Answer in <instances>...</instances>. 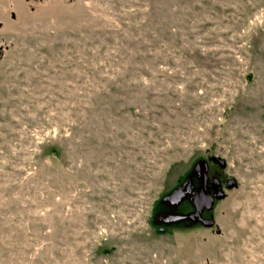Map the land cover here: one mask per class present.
Returning a JSON list of instances; mask_svg holds the SVG:
<instances>
[{
	"label": "rangeland",
	"instance_id": "obj_1",
	"mask_svg": "<svg viewBox=\"0 0 264 264\" xmlns=\"http://www.w3.org/2000/svg\"><path fill=\"white\" fill-rule=\"evenodd\" d=\"M0 264H264V0H0Z\"/></svg>",
	"mask_w": 264,
	"mask_h": 264
},
{
	"label": "flooded vegetation",
	"instance_id": "obj_2",
	"mask_svg": "<svg viewBox=\"0 0 264 264\" xmlns=\"http://www.w3.org/2000/svg\"><path fill=\"white\" fill-rule=\"evenodd\" d=\"M215 161L214 159H212ZM208 168H207V180L205 183V186L201 184V179L197 174L193 172L191 176V188L187 193L184 194V196L179 199L175 200L174 198H170L169 194L173 190H171L168 194L163 195L159 202L161 205L158 206L156 210V217L155 222L160 225L158 228L161 232L164 231V228H170L172 225L180 224V223H188L190 225H200L201 223H205L206 221H210L206 219L205 214L210 211L206 208L201 209L199 212L196 211L195 203L194 201L196 196L199 194L201 190L204 191L205 195L214 196L216 193H218L221 189H224L227 184L224 186L220 181H218L216 178H210L208 175ZM189 177V176H188ZM183 183V182H182ZM181 183V184H182ZM180 184V185H181ZM216 201V200H215ZM190 204L192 209L191 211L187 213H178L183 205ZM181 212V211H180ZM196 223V224H195ZM210 228V227H207Z\"/></svg>",
	"mask_w": 264,
	"mask_h": 264
},
{
	"label": "water",
	"instance_id": "obj_3",
	"mask_svg": "<svg viewBox=\"0 0 264 264\" xmlns=\"http://www.w3.org/2000/svg\"><path fill=\"white\" fill-rule=\"evenodd\" d=\"M214 160L221 166H224V161L214 158ZM199 178L201 179V184L205 186L206 180H207V163L205 161H199L193 168L192 170ZM191 183V176L187 177L184 182L176 187L172 192H170L169 196L170 198H174L175 200L181 199L185 193L189 191L191 188L190 186ZM227 187L231 188L235 184V180L229 179L227 181ZM224 194L220 190L218 193H216L213 197L209 195H205L204 191L201 190L199 194L196 196L194 203L196 207V211L199 212L201 209L206 208L207 210H210L216 199H221L223 198ZM212 221H206L203 223L205 227H211L212 226Z\"/></svg>",
	"mask_w": 264,
	"mask_h": 264
}]
</instances>
